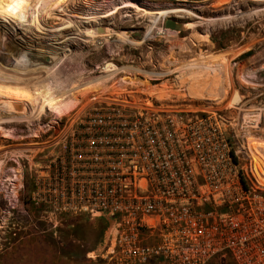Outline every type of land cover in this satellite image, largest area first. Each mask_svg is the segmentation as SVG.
<instances>
[{
	"label": "rangeland",
	"instance_id": "obj_1",
	"mask_svg": "<svg viewBox=\"0 0 264 264\" xmlns=\"http://www.w3.org/2000/svg\"><path fill=\"white\" fill-rule=\"evenodd\" d=\"M140 1L147 6L0 0V264H105L107 221L54 216L31 203L29 126L44 113L54 116L40 109L45 92L59 101L57 115L80 112L100 91L137 92L168 110L215 112L235 146L264 159V0ZM168 19L184 30H166ZM243 118L259 127L244 130ZM17 156L24 160L16 164ZM16 171L17 187L4 184ZM3 188L18 189L16 211Z\"/></svg>",
	"mask_w": 264,
	"mask_h": 264
},
{
	"label": "built area",
	"instance_id": "obj_2",
	"mask_svg": "<svg viewBox=\"0 0 264 264\" xmlns=\"http://www.w3.org/2000/svg\"><path fill=\"white\" fill-rule=\"evenodd\" d=\"M88 98L29 126L35 208L107 221L105 264H264V159L235 146L225 118L133 91ZM258 127L243 118L244 130ZM3 196L10 212L20 207L17 188Z\"/></svg>",
	"mask_w": 264,
	"mask_h": 264
},
{
	"label": "bare ground",
	"instance_id": "obj_3",
	"mask_svg": "<svg viewBox=\"0 0 264 264\" xmlns=\"http://www.w3.org/2000/svg\"><path fill=\"white\" fill-rule=\"evenodd\" d=\"M138 4L141 7H144L146 5L143 1L138 2ZM139 5H135V6H132V7L134 9H138L140 7ZM58 103H59V101H57V99L55 98V96L53 95L52 92H45L44 93V100H43V102L41 104L40 109L42 110V112H47V111L53 112V110L57 109L56 105H58Z\"/></svg>",
	"mask_w": 264,
	"mask_h": 264
},
{
	"label": "water",
	"instance_id": "obj_4",
	"mask_svg": "<svg viewBox=\"0 0 264 264\" xmlns=\"http://www.w3.org/2000/svg\"><path fill=\"white\" fill-rule=\"evenodd\" d=\"M135 3V1L137 2H140V0H131ZM165 29L166 30H170V31H173V32H182L185 28L184 24L182 23H179L177 22L176 20L174 19H168L166 22H165ZM106 237H107V234H106Z\"/></svg>",
	"mask_w": 264,
	"mask_h": 264
},
{
	"label": "trees",
	"instance_id": "obj_5",
	"mask_svg": "<svg viewBox=\"0 0 264 264\" xmlns=\"http://www.w3.org/2000/svg\"><path fill=\"white\" fill-rule=\"evenodd\" d=\"M252 53H249L248 56H251Z\"/></svg>",
	"mask_w": 264,
	"mask_h": 264
}]
</instances>
